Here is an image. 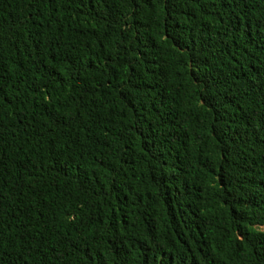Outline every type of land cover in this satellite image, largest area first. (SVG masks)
Wrapping results in <instances>:
<instances>
[{
	"label": "trees",
	"instance_id": "16d2710c",
	"mask_svg": "<svg viewBox=\"0 0 264 264\" xmlns=\"http://www.w3.org/2000/svg\"><path fill=\"white\" fill-rule=\"evenodd\" d=\"M0 264H264V0H0Z\"/></svg>",
	"mask_w": 264,
	"mask_h": 264
}]
</instances>
